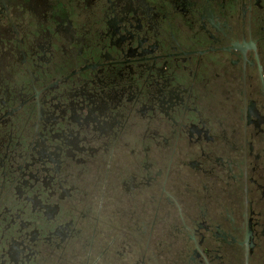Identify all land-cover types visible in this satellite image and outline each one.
I'll use <instances>...</instances> for the list:
<instances>
[{
    "label": "flooded vegetation",
    "instance_id": "1",
    "mask_svg": "<svg viewBox=\"0 0 264 264\" xmlns=\"http://www.w3.org/2000/svg\"><path fill=\"white\" fill-rule=\"evenodd\" d=\"M0 264H264V0H0Z\"/></svg>",
    "mask_w": 264,
    "mask_h": 264
}]
</instances>
